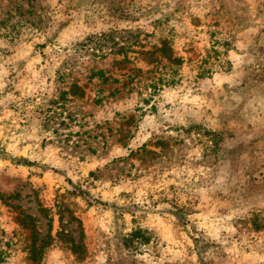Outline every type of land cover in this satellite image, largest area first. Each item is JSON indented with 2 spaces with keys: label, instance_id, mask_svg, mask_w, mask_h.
I'll return each instance as SVG.
<instances>
[{
  "label": "rangeland",
  "instance_id": "374dc122",
  "mask_svg": "<svg viewBox=\"0 0 264 264\" xmlns=\"http://www.w3.org/2000/svg\"><path fill=\"white\" fill-rule=\"evenodd\" d=\"M0 264H264V0H0Z\"/></svg>",
  "mask_w": 264,
  "mask_h": 264
},
{
  "label": "trees",
  "instance_id": "16d2710c",
  "mask_svg": "<svg viewBox=\"0 0 264 264\" xmlns=\"http://www.w3.org/2000/svg\"><path fill=\"white\" fill-rule=\"evenodd\" d=\"M135 235H136V233H135ZM135 235H134V237H135ZM146 240V239H145Z\"/></svg>",
  "mask_w": 264,
  "mask_h": 264
}]
</instances>
